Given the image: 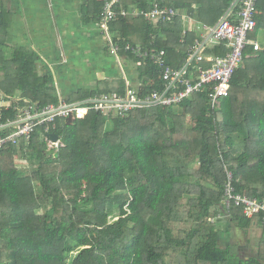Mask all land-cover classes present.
Masks as SVG:
<instances>
[{
  "label": "trees",
  "instance_id": "obj_1",
  "mask_svg": "<svg viewBox=\"0 0 264 264\" xmlns=\"http://www.w3.org/2000/svg\"><path fill=\"white\" fill-rule=\"evenodd\" d=\"M236 1L120 0L109 34L121 46L165 50L168 65L179 68L196 40L194 33L183 34V18L215 26L233 6L238 9ZM154 2L174 9L176 17L153 22L120 16L121 10H148ZM93 3L97 7L87 16L99 22L103 5ZM8 14L0 13V91L20 93L21 99L3 106L0 125L16 121L28 105H70L124 93L122 79L111 92L87 88L62 98L53 75L37 73L35 53L15 50L4 59ZM255 20L251 39L261 49H247L218 110L210 108L207 93L124 117L89 110L71 123L55 118L50 132L60 146L52 152L40 128L28 145L1 148L0 264H264V225L239 207L227 213L223 204L227 170L237 193L264 200V40H258L264 36V0H258ZM225 53L222 45L206 52ZM120 57L137 62L130 52ZM135 74L143 89L160 87L151 62ZM8 131L0 129V136ZM17 157L30 165L16 167ZM87 184L91 193L84 196ZM222 226L246 234L254 255L242 256L239 244L222 247Z\"/></svg>",
  "mask_w": 264,
  "mask_h": 264
},
{
  "label": "built area",
  "instance_id": "obj_2",
  "mask_svg": "<svg viewBox=\"0 0 264 264\" xmlns=\"http://www.w3.org/2000/svg\"><path fill=\"white\" fill-rule=\"evenodd\" d=\"M99 1L103 5L99 26L110 54L118 61L121 52H130L136 58L137 66H141L146 61L151 62L158 70L160 87L148 90L145 88L144 93L145 89L141 85L134 87L123 77L124 93L122 95L101 94L83 103L70 105L60 103L59 106L47 105L42 108L37 105H28L16 121L0 125V129L10 130L7 134L0 136V149L8 145L17 146L20 143L28 145L38 128L45 134L46 142L51 147L58 148L60 141L53 143L46 139L47 134H53L50 130L55 128V118L68 119L73 116L74 119H82L89 110L99 112L103 116L111 114L124 117L135 109L176 106L202 93H207L210 108L218 110L221 100L229 95L231 80L247 57V49L252 48L253 51L261 49L259 42L251 39L256 29L255 13L258 0H237L235 5L238 9L234 10L233 6V9L215 26L198 24L196 31L201 36L188 46L186 61L179 68L168 65L165 50H149L140 45L133 46L128 43L121 46L114 43L109 34V24L117 17L114 8L120 0ZM176 14L174 9L162 7L158 2L152 3L148 10L135 8L130 11H120L122 17H143L153 22L169 21L176 17ZM183 34L185 35L186 31ZM183 42L184 37L180 40L181 44ZM221 45L226 49L223 56L206 54L207 48L210 47V50H213ZM2 108L3 105L0 103V118ZM223 195V204L227 213L232 206L239 207L247 218L257 217L264 225V200L237 193L233 174L228 170Z\"/></svg>",
  "mask_w": 264,
  "mask_h": 264
},
{
  "label": "crops",
  "instance_id": "obj_3",
  "mask_svg": "<svg viewBox=\"0 0 264 264\" xmlns=\"http://www.w3.org/2000/svg\"><path fill=\"white\" fill-rule=\"evenodd\" d=\"M93 1L0 0V13L7 11L10 19L5 36H2L5 38V47L2 49L4 59L10 60L15 50L24 49L35 53L37 73L47 71L53 75L62 98L87 88L111 92L123 77L138 87L140 84L135 83V72L139 66L123 61L121 57L117 61L107 50L99 22L88 19L97 7ZM182 12L178 11L185 14ZM189 18H183V30L200 38L196 27L206 23ZM20 99V93L11 97L0 91V103L3 106L11 107L12 103H18ZM242 252V256L249 252L247 245L242 248Z\"/></svg>",
  "mask_w": 264,
  "mask_h": 264
},
{
  "label": "rangeland",
  "instance_id": "obj_4",
  "mask_svg": "<svg viewBox=\"0 0 264 264\" xmlns=\"http://www.w3.org/2000/svg\"><path fill=\"white\" fill-rule=\"evenodd\" d=\"M190 25L192 26L193 23L191 22ZM258 40L259 41L264 40L263 34H259ZM73 120H74V117L72 116V121L71 122H73ZM53 149H54V147H51V145L48 144L47 152H52ZM17 159H18V157L16 158V161L14 162L16 167L29 166L30 165L29 163L22 162L21 160H17ZM91 188L92 187L90 185H88V184L86 186H84V190H85L84 196H87V195H89L91 193ZM224 228H225L224 226L221 227V233H220L221 234L220 235L221 236L220 237L221 238L220 239V245L222 247L229 246L230 244H233V245L239 244L243 248L245 245H247V247L249 248V252H252V254L254 255V252L256 251L255 246L252 243L251 244L248 243L246 234H244L242 231H240V229L235 230V232H233V231L225 232ZM256 239H257V241L259 240V235H257V237L254 238V241ZM250 246H252L254 249L253 248L251 249Z\"/></svg>",
  "mask_w": 264,
  "mask_h": 264
},
{
  "label": "water",
  "instance_id": "obj_5",
  "mask_svg": "<svg viewBox=\"0 0 264 264\" xmlns=\"http://www.w3.org/2000/svg\"><path fill=\"white\" fill-rule=\"evenodd\" d=\"M71 121H72V117H69L68 122L70 123ZM46 139L53 143H56L59 141V137L56 134H47Z\"/></svg>",
  "mask_w": 264,
  "mask_h": 264
},
{
  "label": "bare ground",
  "instance_id": "obj_6",
  "mask_svg": "<svg viewBox=\"0 0 264 264\" xmlns=\"http://www.w3.org/2000/svg\"><path fill=\"white\" fill-rule=\"evenodd\" d=\"M82 114H83V111L81 110L80 115H82Z\"/></svg>",
  "mask_w": 264,
  "mask_h": 264
}]
</instances>
